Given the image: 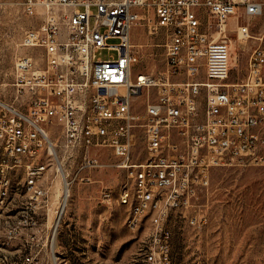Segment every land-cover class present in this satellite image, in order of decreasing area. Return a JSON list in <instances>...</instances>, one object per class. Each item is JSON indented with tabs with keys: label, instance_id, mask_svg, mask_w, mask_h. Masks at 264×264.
<instances>
[{
	"label": "built area",
	"instance_id": "1",
	"mask_svg": "<svg viewBox=\"0 0 264 264\" xmlns=\"http://www.w3.org/2000/svg\"><path fill=\"white\" fill-rule=\"evenodd\" d=\"M22 9L35 24L21 45L38 50L44 64L31 53L16 57L14 100L0 98V207L22 167L26 191L39 183L31 207L53 219L51 186L42 181L45 152L54 154L69 190L90 182L101 150H109L126 172V225L138 229L157 206L145 262L166 264L170 211L201 227L213 168L264 166V30L244 75L233 78L225 28L235 18L237 38H253L242 18L261 16L264 0H22ZM149 10L153 29L167 32L165 66L135 73L132 28L151 20ZM202 13L212 21L202 23ZM103 50L116 55L102 58ZM142 94L144 103L133 108Z\"/></svg>",
	"mask_w": 264,
	"mask_h": 264
},
{
	"label": "rangeland",
	"instance_id": "2",
	"mask_svg": "<svg viewBox=\"0 0 264 264\" xmlns=\"http://www.w3.org/2000/svg\"><path fill=\"white\" fill-rule=\"evenodd\" d=\"M146 14L151 20H141L132 28L135 73H157L165 66L167 32L163 27L154 30L153 13L149 10ZM201 16L204 24L212 21L205 13ZM234 19H229L225 28L230 29L227 36L235 66L232 76L236 78L244 75L248 53L260 42L257 37L264 30V11L261 16L242 18L249 21L253 36L246 41L237 38ZM34 24L23 12L22 0H0L2 100H14L16 57L31 53L38 67L44 64L38 50L21 45L24 31ZM109 55L116 53H100L102 58ZM144 100L143 94L134 98L133 108H139ZM101 152L102 166L90 173L91 181H75L70 186L63 217L58 209L62 176L53 169L52 158L46 183L53 193L49 211L53 219L43 218L42 211L31 207L30 194L24 188V169L14 171L11 197L0 207V264H146L154 225L146 215L138 229L127 227L130 205L120 200L126 172L116 166L109 150ZM202 211L206 222L201 227L190 225L179 210L170 211L165 222L170 231L166 264H264V166L213 168ZM33 214L35 220L31 219Z\"/></svg>",
	"mask_w": 264,
	"mask_h": 264
},
{
	"label": "bare ground",
	"instance_id": "3",
	"mask_svg": "<svg viewBox=\"0 0 264 264\" xmlns=\"http://www.w3.org/2000/svg\"><path fill=\"white\" fill-rule=\"evenodd\" d=\"M44 157L46 159L43 158L44 168H42V181L46 183V178H47L46 175L49 169V158H52L54 160V154H52V152H45ZM54 168H55V161H54L53 169ZM68 191L69 190L67 188H63V201H62V206H61L62 213L64 212V207L66 205L67 197L69 195ZM27 192L30 194V196H36L37 192H39V183H32L30 186H28ZM148 215L150 216V219L152 221V224L154 225V228H157V206H150V212L148 213Z\"/></svg>",
	"mask_w": 264,
	"mask_h": 264
}]
</instances>
